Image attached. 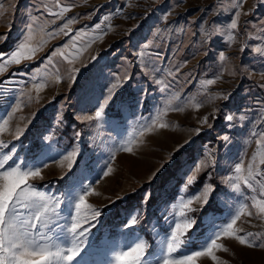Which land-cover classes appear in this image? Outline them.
<instances>
[{"label": "rangeland", "instance_id": "rangeland-1", "mask_svg": "<svg viewBox=\"0 0 264 264\" xmlns=\"http://www.w3.org/2000/svg\"><path fill=\"white\" fill-rule=\"evenodd\" d=\"M60 2L70 8L63 19L49 14L59 11L56 0H0V36L7 37L0 40V53H10L24 41L29 26L32 46L47 41L31 60L0 73V118L20 105L0 139L9 144L4 151H12L13 160L22 166L49 165L43 169V179L32 183L65 200L62 216L73 211L65 196L70 187L74 194L81 185H91L98 193L86 198L101 215L85 225L90 233L82 264H110L114 252L136 237L148 241L149 258L162 255L160 241L167 237L170 221L179 219V199L199 194L205 184L214 190L207 204L192 205L198 210L189 213L196 224L188 232L186 251L200 250L241 204L255 211L251 196H258V191L241 184L237 193L227 178L236 174L237 163L247 166L257 147L258 136L253 133L264 132V56L253 50L264 47V0H245L242 13L247 15H241L238 29L233 30V42L226 32L217 31L231 22L233 0ZM105 16L111 20L103 21ZM72 18V31H59ZM98 23L101 29L95 28ZM46 33L54 35L49 38ZM57 49L68 59L52 56ZM141 51L144 57L139 56ZM221 52L226 61H220ZM50 56L52 64H48ZM44 73H48L46 87L37 94L32 76L39 79ZM158 79L168 85L163 91ZM208 79L216 82L205 91L201 81ZM114 83L118 86L103 119H86L104 104ZM173 95L180 97L175 103L194 99L202 106L170 111L163 117L168 128L139 135ZM228 115L233 116L231 121ZM204 116L208 122L201 124ZM17 126L23 129L19 139L14 136ZM197 128L199 133L194 131ZM130 137L136 141L133 151L118 150ZM74 149H78L77 163L69 172L67 162L61 167L59 161ZM201 161L208 166L185 190L187 177ZM108 167L113 171L103 176ZM166 168L161 183L153 184ZM260 168L264 171V165ZM133 215L137 224L126 228ZM237 226L264 239V219L242 216ZM218 242L229 249L216 252L221 262L264 264L262 247L243 246L230 238ZM197 264L214 262L200 257Z\"/></svg>", "mask_w": 264, "mask_h": 264}, {"label": "snow or ice", "instance_id": "snow-or-ice-1", "mask_svg": "<svg viewBox=\"0 0 264 264\" xmlns=\"http://www.w3.org/2000/svg\"><path fill=\"white\" fill-rule=\"evenodd\" d=\"M244 2L245 0H233L230 7L235 9V12L231 22L226 29L217 30L222 34L226 32L229 42H233L236 39L233 30L238 29L241 15H247V13H242ZM55 7L59 11H50L49 14L56 16L57 19H63L65 13L70 11V8L63 6L60 0H56ZM110 20V16L103 18V21ZM74 22V18L68 19L59 31L63 32L67 29L68 32H71L70 25ZM50 23H55V21ZM107 26L111 27L110 24ZM95 28L101 29V24H96ZM40 30H44L43 26ZM46 35L52 38L54 34L46 33ZM204 35L207 36L208 33L205 32ZM96 38L102 37L97 36ZM6 39V36H0V40ZM32 39L33 29L29 26L28 35L24 41L19 43L12 52L7 54L0 53V73L6 71L13 64H21L22 60H31L36 52L40 50L42 44L47 42L42 41L40 45L32 46L29 43ZM147 47L148 45H145V48ZM253 50L257 54L264 56V47H255ZM57 54L66 60L68 59L60 49L55 50L52 56ZM145 54L144 51H141L139 56L144 57ZM219 59L223 62L227 60V57L221 52ZM69 63H72V61L69 60ZM48 64H52L51 56L48 58ZM37 71L39 72V70ZM72 71L79 72V69H73ZM47 75L48 73H44L39 79L37 75L32 76V80L37 81L33 84V90L37 94L46 87L45 77ZM169 75H172V73L170 72ZM74 78L72 77V79ZM219 78L220 76L216 77V79ZM60 79L61 77L57 74L55 80L59 82ZM216 79L201 81L204 90L207 91L208 86L213 85ZM156 83L162 85L161 91L168 87L162 80L158 79ZM117 86V83L111 85L107 90L108 97L105 99L104 104L99 106L94 116H89L86 119L96 121L103 119L104 108L113 98L114 90L117 89ZM216 95L219 96L220 94ZM215 98L216 96H213V99ZM222 98L227 99V96ZM29 99H32V97H29ZM179 99L178 95H173L170 99H167L164 106L158 110L156 117L152 119L150 124L143 127L139 135L143 136L145 132L151 133L157 127L160 129L168 128L169 124L163 121V117L170 111L183 112L186 107L199 110L202 106L200 103L195 102L194 99L187 104L175 103ZM19 110L20 105L17 104L13 111L7 114V118H0V136L9 131L10 121L14 113ZM226 119L231 121L233 116L228 115ZM207 122V116H204L200 121L201 124ZM194 131L199 133L200 129L197 128ZM22 134L23 129L17 126L14 134L15 138L19 139ZM253 135L258 136V139L256 140V150L253 152L250 162L246 167L243 163H237L234 170L236 174L229 176L227 182L231 184L237 193L241 192V184L251 189L253 193L258 191V196H251V209L255 211L249 210L247 203L241 204L230 222L216 232L214 237L205 243L200 250L186 251L188 232L196 224L195 219L189 216V213L198 210L192 205L194 203L207 204L209 196L214 190L211 184H205L199 194L190 196L187 199L184 197L179 199L176 205L179 219L170 221L168 235L160 241L163 251L162 255L149 258L148 241L136 237L131 243L122 246L114 252L110 264H197V258L200 257H209L214 264H226V262H221L216 255L217 251H229L224 244L218 242L222 238L235 239L239 244L247 247L259 246L264 248V239H262L261 234L245 233L243 228L237 226V222L241 220L242 216H255L264 219V171L260 168L261 165H264V132L253 133ZM134 143L136 141L130 137L118 150L132 152ZM185 143H188V141H185ZM8 147V142L0 139V264H82L81 254L84 252V246L88 242V234L90 233V228L85 225H89L91 221L96 220L101 215L100 210L96 209L86 198L93 194L98 195V193H95L91 185H81V190L74 194L70 187L69 192L65 196L73 211L69 212L68 215L62 216L61 205L65 203V200L60 196L49 195L44 191H40L32 183L36 179H43V169L49 165L41 162V166H22L21 163L13 160L12 151H4ZM180 147H183V145H180L177 151H179ZM77 156L78 149L68 152L59 161L60 166L63 167L64 162H67V169L71 172L73 166L77 163ZM209 160L214 164L210 157ZM10 161L12 162L11 164L9 163ZM207 166L205 161H201L196 166L195 171L186 179L185 190L196 182L197 174ZM112 171L113 169L108 167L107 171L103 172V176H108ZM155 176L156 173H153V177ZM256 186H259L258 189ZM137 222V216L133 215L125 227L132 228ZM92 226L94 227V225Z\"/></svg>", "mask_w": 264, "mask_h": 264}, {"label": "trees", "instance_id": "trees-1", "mask_svg": "<svg viewBox=\"0 0 264 264\" xmlns=\"http://www.w3.org/2000/svg\"><path fill=\"white\" fill-rule=\"evenodd\" d=\"M168 168H169V167H168ZM168 168L164 169V171H163L162 173H160V174L156 177V179H155V181L153 182V184H156V183L159 184V183H161V180H163L165 174L168 173V170H169ZM130 196H131V195L128 196V199H130Z\"/></svg>", "mask_w": 264, "mask_h": 264}, {"label": "crops", "instance_id": "crops-1", "mask_svg": "<svg viewBox=\"0 0 264 264\" xmlns=\"http://www.w3.org/2000/svg\"><path fill=\"white\" fill-rule=\"evenodd\" d=\"M145 1L153 3L155 0H145Z\"/></svg>", "mask_w": 264, "mask_h": 264}, {"label": "built area", "instance_id": "built-area-1", "mask_svg": "<svg viewBox=\"0 0 264 264\" xmlns=\"http://www.w3.org/2000/svg\"><path fill=\"white\" fill-rule=\"evenodd\" d=\"M124 1H128L129 2V1H134V0H124Z\"/></svg>", "mask_w": 264, "mask_h": 264}]
</instances>
